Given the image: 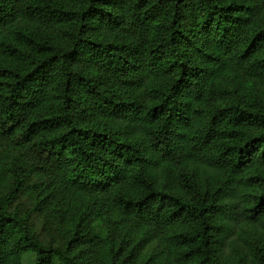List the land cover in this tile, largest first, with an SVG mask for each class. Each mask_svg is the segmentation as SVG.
<instances>
[{
	"label": "trees",
	"instance_id": "16d2710c",
	"mask_svg": "<svg viewBox=\"0 0 264 264\" xmlns=\"http://www.w3.org/2000/svg\"><path fill=\"white\" fill-rule=\"evenodd\" d=\"M0 264H264V0H0Z\"/></svg>",
	"mask_w": 264,
	"mask_h": 264
},
{
	"label": "rangeland",
	"instance_id": "374dc122",
	"mask_svg": "<svg viewBox=\"0 0 264 264\" xmlns=\"http://www.w3.org/2000/svg\"><path fill=\"white\" fill-rule=\"evenodd\" d=\"M35 224H36V226H38L37 223H35Z\"/></svg>",
	"mask_w": 264,
	"mask_h": 264
}]
</instances>
